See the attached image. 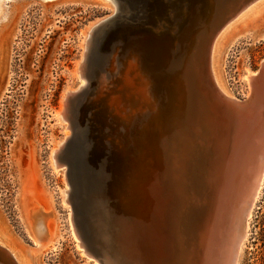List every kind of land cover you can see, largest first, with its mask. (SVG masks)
<instances>
[{
  "label": "rangeland",
  "instance_id": "374dc122",
  "mask_svg": "<svg viewBox=\"0 0 264 264\" xmlns=\"http://www.w3.org/2000/svg\"><path fill=\"white\" fill-rule=\"evenodd\" d=\"M114 13L116 5L113 11V5L107 0H0V234L2 232V238L10 247L24 253L28 264H97L81 254L77 247L81 243L80 239L74 238L70 231L69 213L75 225L70 184V204H62V192L67 190V169L63 165L64 167L53 172L49 153L52 149H57L58 143L64 139V133H68L69 139L75 133L71 111L83 93L76 94L66 111L71 129L64 131L63 124H69L58 122L55 114L61 107L64 93L74 91L80 84L75 68L83 54L87 39L85 34L93 24ZM199 24L197 26L201 27L204 23ZM212 27L210 25L207 30ZM131 46L122 49L123 54L129 53L134 59L136 57L140 64L139 70H147L146 66H150V63L146 54L142 59L143 45L136 42ZM128 59L125 66L131 61V58ZM263 62L264 9L237 25L225 39L219 65L222 81L229 94L245 99L247 86L243 76L246 72L257 73ZM121 67V64H116L113 73L106 77L107 81L113 80V86L118 85L115 80L118 79ZM101 73L106 75L103 71ZM142 76L148 81L146 75ZM111 84L107 87H113ZM118 88L119 85L115 89ZM95 94L94 92L90 96L93 103L103 98ZM113 96L111 94L107 97L109 99ZM107 97L96 105L98 108L95 106L96 112L99 110L100 115H103L99 117L105 124H101L103 127L96 134H102L101 140L105 145L101 147L102 142L95 140L100 143V152L104 150L106 153L107 150L108 155L114 151L113 154L119 153L112 157L117 159L113 166L120 173L115 174L118 170L113 171V163L105 169L109 174L107 192L102 190L96 196L105 201L107 214L94 220V225L104 231L112 226L114 220L115 223L119 221L121 224L118 225L126 227L125 229L131 227L130 230H136L140 227L149 228L166 220L171 224L175 221L179 229H182L181 237L185 244H181V247L185 253H189L193 248L191 246L196 243L195 221L202 226L208 210L203 201H198L202 190L206 191L200 184L204 173L203 157H207L210 151L208 122L202 116L200 124L197 122L199 131L194 132V136H200L202 147H188V151L192 150L183 159L180 168L178 190L182 194L178 195L173 189L175 186L172 178L167 179L170 174L166 171L168 168L163 167L165 160H170L171 152L179 154L180 147H168L161 142L163 137L162 140L156 138L154 131L159 127L152 120L151 110L142 109L137 114L140 118L136 113L132 118L131 113H127V120L121 122L113 117L114 112L109 107ZM150 98L149 96V100ZM87 108L80 115L77 114V117L88 118V113L91 114L94 110ZM123 111L127 112L128 109ZM90 118L92 120L93 116ZM108 120L109 129L106 128ZM114 124L117 128L112 132L110 127H114ZM106 142L113 143L115 147ZM152 147L158 149L156 158ZM63 149L58 154L61 162ZM164 150L169 153H164ZM118 156L121 158L120 162ZM103 159L102 157L101 160ZM162 169L164 174L161 173ZM137 185L139 188H136ZM259 194L250 214L247 238L238 264H264V182ZM116 208L124 209L125 214L114 219L112 213ZM32 211H37V217L41 213H50L44 221L48 228L47 236L44 232L37 234L36 223L39 221L31 217ZM31 223H34L33 227ZM88 230L82 224L78 232L86 233L92 242ZM93 242L89 244L99 246L95 244L96 241ZM151 256L155 258L154 254ZM153 264L158 263L155 261Z\"/></svg>",
  "mask_w": 264,
  "mask_h": 264
},
{
  "label": "water",
  "instance_id": "95a60500",
  "mask_svg": "<svg viewBox=\"0 0 264 264\" xmlns=\"http://www.w3.org/2000/svg\"><path fill=\"white\" fill-rule=\"evenodd\" d=\"M115 1L119 7L118 13L95 25L88 38L81 75L87 73L89 88L77 99L71 111L77 149L72 147V139L62 152V161L66 165L67 178L72 188L74 223L77 232L82 224L89 229L92 242L86 233L79 231L78 236L86 251L99 264H153L155 261L158 264H184L187 252L181 247V244H185L181 237L182 229H179L175 221L171 224L166 220L149 228L140 227L136 230H130V226L125 229L126 227L118 225L121 224L119 221L115 223L114 220L108 230L102 231L94 225V220L107 214L105 201L97 198L96 193H101L102 190L107 192L109 174L105 169L113 163V171L118 170L113 166L117 159L112 156L119 153L113 154L114 151L108 155L107 150L106 153L104 150L100 152L105 143L102 141V134L99 137L96 133L104 125L99 117L101 113L99 110L96 112L95 106L101 103L99 101L102 98L93 103L90 96L95 92L101 71L106 75L110 74L109 67L113 58L116 64L125 66L126 60L132 56L129 53L123 54L122 49L132 47L136 42L140 43L143 45L142 59L146 54L150 63V66H146L147 70L140 72L147 76L150 97L157 107L154 119L159 123L158 126L162 125L154 131L156 138L161 140L163 137L162 142H166L168 147H202L200 136H194V132L199 131L197 125L203 117L206 122H210L209 136L217 144H221L218 147H239L243 144L246 128L250 127L248 125L264 112V64L258 69L251 95L246 99L224 97L210 80L207 55L209 37L224 19L234 14L247 0ZM198 23L204 24L199 27ZM210 25L212 28L207 30ZM69 100L67 97L66 103ZM86 107L94 110L91 114L88 113L93 116L92 120L90 116L89 119L77 117ZM192 117L196 120H192ZM99 121L102 127L98 124ZM108 122L110 121L106 122V128L109 129ZM116 128L115 125L110 127L112 132ZM212 138L209 145H212ZM95 139L102 142L101 147ZM106 143L115 147L111 142ZM69 151L75 160L68 157ZM102 157L103 160H109H105V163L101 160ZM118 157L120 162L121 158ZM169 157L170 160H165L164 169L168 168L166 171H169V177L176 179L174 166L183 162L177 152L173 151L172 157ZM187 167L188 165L184 168ZM119 173L118 170L115 174ZM124 212V209H114V219L124 215ZM196 223L197 221L195 227ZM188 225L190 226V222ZM93 241L99 246H91ZM0 264H14L9 253L1 247Z\"/></svg>",
  "mask_w": 264,
  "mask_h": 264
},
{
  "label": "bare ground",
  "instance_id": "6f19581e",
  "mask_svg": "<svg viewBox=\"0 0 264 264\" xmlns=\"http://www.w3.org/2000/svg\"><path fill=\"white\" fill-rule=\"evenodd\" d=\"M107 2H109L110 5H113V11H114V6L116 5V13H114L113 15H109L108 17L115 16L119 10L117 2L115 0H107ZM262 9H264V0H247L237 10H235L234 14L224 19V22L220 26H217L216 28L217 30L214 31L213 34L209 37L208 46H207V55H208L210 80L212 82V85L215 87V89L219 91V93L226 98L235 99L236 97L229 94L222 81L220 74L219 62H220L222 49L225 43V39L237 25L242 23L245 19L254 16ZM99 22L89 27L87 33L85 34V38L87 37V39L84 42L83 54L81 56L80 62L76 64L77 67L75 68V75L80 80L79 82L80 84L74 91H67L64 93L62 97L61 107H59V110L55 114L58 122L60 121V123L62 124L67 122L69 124V125L63 124L62 129L64 131H68L69 128L71 129V123L68 121V118L66 116V111L69 107L70 102L73 100V98L77 96L76 94L79 95L82 93L85 94V92L89 88V83H88L89 80L88 77L86 76L87 73L85 72L86 75H81V64L87 49L88 38L90 37V33L93 27L97 25ZM263 64L264 62L261 65ZM115 67H116V62H114V58H113L109 67L110 74L113 73ZM258 71L257 73L246 72L245 75L243 76V80L245 81V85L247 86L246 98L251 95L253 80L257 77ZM107 76L109 75L108 74L99 75L96 83L97 86L95 85V93H96L95 95L99 94L100 96H103V98L100 100L103 101L104 97L114 94V96L109 99L107 97V99L109 100L108 103L109 107L112 110V112H114L113 115L114 118H116L118 121L121 120L124 121L127 118L126 116L127 113H131V118H132L135 113L136 115L140 114L142 109H149L151 110V116L153 122L156 125H159L157 120L154 119L155 110L157 107L154 106L153 99L150 98L149 100V96H150L149 92L151 89L150 90L147 89L148 87L146 83L147 80H145V77L141 75L140 70L138 69L136 59L131 57V61L127 63L126 66L121 67V69L119 70L118 79L115 80V82H117L119 85V88L117 90L115 88L118 87V85H115L116 87L113 86L111 84L113 80L107 81L108 80L106 79ZM115 82L114 84H117ZM109 84H111L113 87L108 88L107 86ZM98 96H96L95 98H97ZM100 96L98 98H100ZM67 97L70 100L69 102L66 103ZM92 99L93 101L95 100L94 98ZM125 108L128 109L127 112L123 111ZM103 109L106 110L105 108ZM146 111L148 112V110ZM140 117L138 116V118ZM200 117L201 116H199V118ZM193 118L194 117H192V120L195 119ZM209 123L207 124L210 125ZM100 124L102 123L100 122ZM161 126H158L159 129L161 128ZM248 126L250 127H247L244 132L243 144L239 147H218V145L220 146L221 144H217L218 142L216 140L214 141L211 136L213 142L212 145H210V149H209L210 151L207 157H203L204 173L202 175L203 180L200 184L202 185V188H204L206 191L202 190V192L204 193L202 194L201 192V196L198 199V201H203L206 204V208L208 210H206L207 212L204 220L205 222L203 223V225L199 226V222L196 223L197 225L196 227L194 225V227L196 228L194 229L195 230L194 232H196V243L193 244L195 246H191L193 248L192 250H190L189 253H187L186 262L184 264H238L241 249L247 238L248 221L250 218V214L260 195L259 193L261 191L264 182V112L262 116L259 115L254 120V122L252 124L250 123ZM125 127L127 128V126ZM209 131H211V126ZM63 137L64 139L60 143H58V147L56 146L57 149L56 148L52 149L49 153V160H50L49 163L53 172H55L59 167L63 165L66 167L63 161L62 162L59 161L58 154L63 148L65 149V146L70 144L69 142L72 139H74L72 147L77 149L76 147L77 145L75 143L77 142V140L75 139L76 136L73 135V138L69 139L70 137H68V133H64ZM162 143L166 144V142L164 141ZM157 147H152V152L155 155L154 158L158 156L156 155L158 150ZM189 148L188 147L179 148L178 156H180L182 162L183 159L187 157V155L189 154L188 152L189 151L191 152L192 149L188 151ZM161 150L163 151V149ZM68 157L72 158L73 160L76 159L75 157L70 156V151ZM171 157H172V153H171ZM62 158H63V154H62ZM176 164L174 168V175L177 176V178L176 180L175 178H172L171 180L173 181V186H175L173 189L179 195L182 194V192L178 190L180 185H178L179 174L177 173L181 172L180 168L182 164L181 163H176ZM168 178L171 177H167V179ZM65 184L67 190H64V192H62L63 195L62 204L69 205L70 182L68 178H65ZM136 188H139V185H137ZM160 196L162 198V195ZM36 214L37 211H32L31 217L39 221L38 223L34 221V223H36V226L38 227L37 234L40 235L42 232H44L45 236H47L48 228L45 226L44 221L46 216L47 215L49 216L50 213H44V214L41 213V215H38V217L36 216ZM68 219L71 227L70 231L71 233H73L72 234L73 237L79 239L77 230L72 222V216L70 215V213ZM33 224L31 223V227H33ZM2 236L3 235L1 232L0 247L5 249L9 253V255L13 259V263L28 264V259L26 258L24 253L10 247L7 244V242L2 238ZM77 247L78 249H80L81 254L84 255L88 260H92L94 263L99 264L86 251V249L81 243H79V246Z\"/></svg>",
  "mask_w": 264,
  "mask_h": 264
}]
</instances>
